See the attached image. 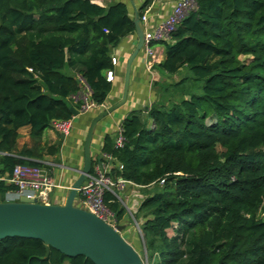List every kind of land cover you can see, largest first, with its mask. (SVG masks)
<instances>
[{
  "label": "trees",
  "instance_id": "16d2710c",
  "mask_svg": "<svg viewBox=\"0 0 264 264\" xmlns=\"http://www.w3.org/2000/svg\"><path fill=\"white\" fill-rule=\"evenodd\" d=\"M194 1L153 68L163 78L186 70L171 88L191 81L199 93L132 111L122 146L105 135L101 153L144 195L134 218L147 264H264V0ZM151 2L142 0L139 17ZM132 15L123 0H0V178L17 165L49 170L40 161L59 143L45 146L42 135L79 108L80 80L105 104L110 53L134 37ZM24 127L29 142L17 150ZM13 191L0 180L1 201ZM104 202L124 225L118 199L105 193ZM64 263L92 264L46 255L39 240H0V264Z\"/></svg>",
  "mask_w": 264,
  "mask_h": 264
},
{
  "label": "water",
  "instance_id": "95a60500",
  "mask_svg": "<svg viewBox=\"0 0 264 264\" xmlns=\"http://www.w3.org/2000/svg\"><path fill=\"white\" fill-rule=\"evenodd\" d=\"M132 22L136 44L126 59L121 99L93 117L82 146V167L61 205L37 203L21 197L17 201L0 200V240L20 238L39 240L45 245L46 255L51 248L67 258L82 256L92 264H143L138 253L120 235L127 226L114 229L91 213L74 205L77 191L91 170V143L96 126L118 111L128 101L131 69L143 45V30L136 10ZM74 117L78 112L70 108Z\"/></svg>",
  "mask_w": 264,
  "mask_h": 264
},
{
  "label": "built area",
  "instance_id": "2783aa9c",
  "mask_svg": "<svg viewBox=\"0 0 264 264\" xmlns=\"http://www.w3.org/2000/svg\"><path fill=\"white\" fill-rule=\"evenodd\" d=\"M155 2L156 0H152L151 4L139 17L143 30V45L140 53L142 55L144 68L147 72H151L154 64V51L152 45L169 42L170 36L175 31L177 25L188 13L194 11L196 8L194 0H173L170 11L165 16H161L153 8ZM111 64L115 67L117 65V59L114 57L111 58ZM106 80L111 83L114 82V75L112 72L106 73ZM80 82L82 84V93L80 91V93L74 97V101L79 103L77 117L86 115L87 113H93L99 109H104V105L97 106L90 100L91 93L89 88L81 80ZM74 119L75 117L66 121H52L50 124L51 129L62 139H67L73 129ZM122 142L121 130L120 127H118L114 138L115 147H121ZM91 169L84 183L77 191L74 205L91 213L100 221L114 229L117 226V222L115 215L105 205V193L112 194L118 199L121 205H123L119 199V193L123 192L127 186L134 189H139V187L120 177L113 176L114 170L120 171L122 167L108 154L100 153L92 162ZM0 180L4 179L0 178ZM6 182L13 185L15 191L7 193L3 202L17 201L21 197H27L35 200L37 203L52 204L51 197H53L57 191L65 188L60 182L54 179L48 170L35 166H15ZM162 183L163 181L160 180L159 184ZM69 189L70 188H68V190ZM138 232L140 233L139 228ZM120 235L124 237L123 232H121Z\"/></svg>",
  "mask_w": 264,
  "mask_h": 264
},
{
  "label": "crops",
  "instance_id": "0c3cea01",
  "mask_svg": "<svg viewBox=\"0 0 264 264\" xmlns=\"http://www.w3.org/2000/svg\"><path fill=\"white\" fill-rule=\"evenodd\" d=\"M91 1L98 3L103 7H108L110 3L119 0ZM123 1L127 3L129 9H131L132 11L136 10V8H138L142 3V0H138V6L133 2V0ZM172 2L173 0H156L153 8L161 16H165L170 11ZM135 44L136 37L134 35V37H128L122 40L117 48L111 50V58L114 57L117 59V65L114 67V82L112 83L111 91L104 104V109L117 103L121 99L125 62L132 52ZM153 51V65H157L164 60L163 49H153ZM160 76L161 78H163L164 74L157 72L156 69H152L151 72H147L145 70L142 61V55L135 59L131 69L127 103L124 107L106 117L96 126V130L94 132L93 140L91 143L90 155L92 162L101 153L102 142L105 135H109L111 139H114L116 136L117 128L120 127L122 120L127 115H129L132 111L142 108L144 109L145 107L152 104L151 88L153 83L159 80ZM74 100L75 98H73L72 101L76 103ZM104 109H99L97 111H94L93 113H87L86 115H82L79 117L76 116L73 121V129L67 139H62L52 129H48L46 133H43L42 144L45 146H50L55 143H59V152L55 156H44L43 160L40 161V163H42L43 166L48 167V171L52 174L54 179L60 182L61 185L65 187L63 190L57 191L58 197H51L52 204L61 205L65 201V198L69 192L68 188H70L72 183L76 180V178L78 177V171L82 167V146L88 124L93 117L102 112ZM74 110L77 111L76 109ZM72 117L74 116L72 115ZM29 132V127H24L18 130L19 137L17 139V150H19L22 146L28 144ZM7 179H4V181L6 182ZM128 230L129 229H127L125 232H127Z\"/></svg>",
  "mask_w": 264,
  "mask_h": 264
},
{
  "label": "rangeland",
  "instance_id": "374dc122",
  "mask_svg": "<svg viewBox=\"0 0 264 264\" xmlns=\"http://www.w3.org/2000/svg\"><path fill=\"white\" fill-rule=\"evenodd\" d=\"M133 2L139 6L138 0H133ZM160 48H162L160 44H155L153 46V49ZM185 71L186 70H182L179 74L172 77L161 78L160 76L159 80H157V82H154L155 84L153 83L151 88L152 103L154 102L166 105L175 100H179L180 98H187L189 94L199 93L197 85L192 83L191 81L186 83L185 88L182 91H175L171 88L172 84L180 81L181 79H183V77H186ZM156 83H158V86L156 85ZM47 130H45L44 132L46 133ZM143 197L144 195L142 192H140L139 189H134L132 187H126L123 192L119 193V199L123 203L122 206L126 208L127 212V220L125 225L127 226V229H129L127 232H123V238L138 253L141 260L143 261V264H147L145 252L142 250V244L140 241L141 234L138 232L140 222H138L134 218L137 204L140 200L143 199Z\"/></svg>",
  "mask_w": 264,
  "mask_h": 264
}]
</instances>
